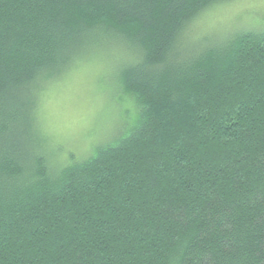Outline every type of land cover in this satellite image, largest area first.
Wrapping results in <instances>:
<instances>
[{
	"label": "trees",
	"instance_id": "obj_1",
	"mask_svg": "<svg viewBox=\"0 0 264 264\" xmlns=\"http://www.w3.org/2000/svg\"><path fill=\"white\" fill-rule=\"evenodd\" d=\"M228 1L0 0V264H264V29L187 36ZM109 50L142 115L57 166L41 95Z\"/></svg>",
	"mask_w": 264,
	"mask_h": 264
},
{
	"label": "rangeland",
	"instance_id": "obj_2",
	"mask_svg": "<svg viewBox=\"0 0 264 264\" xmlns=\"http://www.w3.org/2000/svg\"><path fill=\"white\" fill-rule=\"evenodd\" d=\"M263 29L264 5L260 0H231L206 10L187 36L216 43ZM115 52L109 50L96 60L74 66L49 83L41 95L42 132L57 166L88 159L100 147L123 136L142 115L135 97L120 93L112 78L119 53Z\"/></svg>",
	"mask_w": 264,
	"mask_h": 264
},
{
	"label": "snow or ice",
	"instance_id": "obj_3",
	"mask_svg": "<svg viewBox=\"0 0 264 264\" xmlns=\"http://www.w3.org/2000/svg\"><path fill=\"white\" fill-rule=\"evenodd\" d=\"M260 3H261L262 5H264V0H260Z\"/></svg>",
	"mask_w": 264,
	"mask_h": 264
},
{
	"label": "clouds",
	"instance_id": "obj_4",
	"mask_svg": "<svg viewBox=\"0 0 264 264\" xmlns=\"http://www.w3.org/2000/svg\"><path fill=\"white\" fill-rule=\"evenodd\" d=\"M258 23H260V22L258 21Z\"/></svg>",
	"mask_w": 264,
	"mask_h": 264
}]
</instances>
